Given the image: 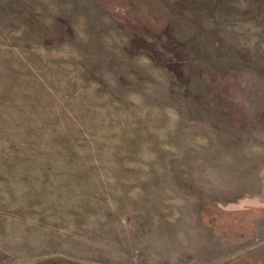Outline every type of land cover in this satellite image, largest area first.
<instances>
[{"label":"rangeland","instance_id":"obj_1","mask_svg":"<svg viewBox=\"0 0 264 264\" xmlns=\"http://www.w3.org/2000/svg\"><path fill=\"white\" fill-rule=\"evenodd\" d=\"M0 264H264V0H0Z\"/></svg>","mask_w":264,"mask_h":264}]
</instances>
